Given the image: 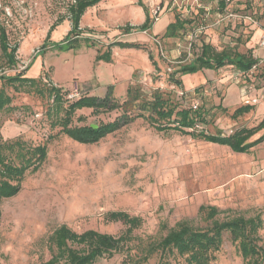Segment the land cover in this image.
Instances as JSON below:
<instances>
[{
	"label": "rangeland",
	"instance_id": "obj_1",
	"mask_svg": "<svg viewBox=\"0 0 264 264\" xmlns=\"http://www.w3.org/2000/svg\"><path fill=\"white\" fill-rule=\"evenodd\" d=\"M221 0H142L148 7L153 26L141 31L147 17L138 0H102L82 16L80 41L60 50L71 29L68 8L74 0H0V23L10 42L19 46L16 69L3 68L0 74H13L27 66L26 76L38 79L43 91H17L6 86L12 102L0 111V133L5 140L21 139L33 147L46 146L47 158L37 170H29L20 192L1 204L0 264H37L51 257L49 237L67 224L77 232L95 229L120 235L127 230L123 221H112V212H126L141 218L133 231L129 254L139 258V242L160 241L181 221L205 227L201 205L218 206L220 217L227 214L260 215L263 226L259 243L264 245V143L249 152H234L228 145L207 142L175 131L159 132L137 119L108 134L97 143L83 144L52 125L55 109L48 87L61 89L68 99L80 96L126 98L132 83L145 91L160 88L181 106L193 104L209 110L207 122L197 129L229 135L241 127L257 125L264 117V49L258 45L264 27V0H254L252 9L243 0H232L225 10L257 13L255 22L242 19L220 20ZM249 9V10H248ZM176 15L192 20L176 38L164 33ZM63 18L50 34L47 50L39 52L50 27ZM219 50L226 45L239 52L252 50L263 63L254 74L255 88L249 96L257 103H246L243 77L235 68H204L183 76L184 87L169 77L179 62L186 61L203 41ZM149 52L159 69H155ZM185 53V54H184ZM188 56V55H187ZM192 57H189V60ZM239 81V82H238ZM67 104V102H65ZM254 104L248 113L232 117L238 107ZM55 110V111H54ZM82 108L87 123L113 120L119 112L91 115ZM162 224L165 227H162ZM127 252L101 258L94 264H128ZM173 264H188L169 254ZM154 254L141 264H158ZM208 264H243V258L229 234Z\"/></svg>",
	"mask_w": 264,
	"mask_h": 264
},
{
	"label": "trees",
	"instance_id": "obj_2",
	"mask_svg": "<svg viewBox=\"0 0 264 264\" xmlns=\"http://www.w3.org/2000/svg\"><path fill=\"white\" fill-rule=\"evenodd\" d=\"M102 0H74L69 5L68 18L71 21V29L66 39L57 44L58 49L68 50L80 44V41L93 43L91 38L82 36L80 26L82 16L90 7L97 5ZM246 8L252 9L254 0H243ZM227 0H221V11L225 10ZM138 4L147 12L141 31H148L153 26V20L148 12V7L138 0ZM248 9V10H249ZM241 14V11H234ZM257 13L249 14L258 19ZM59 18L49 29L47 37L39 52L47 50L50 42V34L57 24L62 21ZM244 20V19H242ZM192 20L176 15L170 22L164 33L165 37L176 38L181 31H186L192 24ZM264 28V27H263ZM19 46L10 42L6 27L0 23V49L4 59L3 68L16 69L19 63L17 51ZM185 54V53H184ZM178 66L170 73L172 83L180 88L184 87L183 80L177 76L196 72L204 68L219 69L225 65L235 68L240 77L245 78L244 84L254 85L253 65L259 63L260 58L253 54L252 50L239 52L233 46L226 45L218 49L215 45L205 40L194 51V57L182 56ZM149 58L155 67L159 69L154 55L149 52ZM28 66L13 74H0V111L5 110L12 102V96L6 92L5 87H13L17 91H43L40 81L26 76ZM42 88V89H41ZM48 96L53 98L50 109H55L56 118L52 125L61 127V132L75 141L83 144L99 142L105 136L129 125L137 119L147 121L150 126L159 132L175 131L181 134H189L194 138H200L207 142L228 145L234 152L244 153L261 143H264V117L257 125L241 127L229 135L222 131L210 133L205 129H197L199 125L208 123L209 110L203 106H181L170 97H165V92L160 88L151 92L145 91L138 83L130 84L126 98L121 102L117 98L109 96L98 98L93 96H80L76 99H68L64 92L55 86L48 87ZM67 102V104H65ZM254 104H245L235 109L232 117L248 113ZM82 108H90L91 115L98 118L102 114L119 112L113 120H96L87 123L86 115H77ZM47 147H33L21 139L5 140L0 133V216L1 204L5 199L17 195L22 187V180L29 170H37L47 158ZM199 212L202 219L207 222L205 227L193 225L189 221H181L158 242L142 244L139 248L142 255L133 258L130 255V243L134 240L133 231L141 223V218L122 212H112L108 219L123 221L128 224L126 231L120 235L101 232L95 229H87L77 232L67 224L55 228L49 237L51 257L47 261L37 264H94L101 258H111L119 253L127 252L128 264H141L149 260L154 254H160L158 264H173L169 260V254L184 258L188 264H208L214 259V253L221 249L224 242V234L230 236L232 242L243 258V264H264V245L260 244L259 231L263 226L261 216H245L243 214H227L221 218V210L214 205H201ZM164 228L165 225L162 224Z\"/></svg>",
	"mask_w": 264,
	"mask_h": 264
},
{
	"label": "built area",
	"instance_id": "obj_3",
	"mask_svg": "<svg viewBox=\"0 0 264 264\" xmlns=\"http://www.w3.org/2000/svg\"><path fill=\"white\" fill-rule=\"evenodd\" d=\"M227 1L229 2V1H232V0H227ZM226 18H229V19H246V20H250V22H255L253 20L252 16L249 15V14H241V13L234 12V11H229V10H225L224 16L222 18H220V20H218V22H220L221 20H224ZM258 45H259L260 48L264 49V28H262V32H261V35H260V38H259V41H258ZM194 51L195 50H193V52H192V42H191L189 44L188 50H187L188 58L189 57H192V58L194 57ZM262 63H263V59L260 58L259 63L253 65L252 71L253 72L256 71L258 66L260 64H262ZM254 88H255L254 85H250V84H244L243 85L242 90H243L244 95H245L244 98L246 97V103H257L259 101L257 97H255L253 95L249 96L250 90H252ZM193 106L196 107L197 104H193Z\"/></svg>",
	"mask_w": 264,
	"mask_h": 264
},
{
	"label": "crops",
	"instance_id": "obj_4",
	"mask_svg": "<svg viewBox=\"0 0 264 264\" xmlns=\"http://www.w3.org/2000/svg\"><path fill=\"white\" fill-rule=\"evenodd\" d=\"M261 35V34H260ZM260 37V36H259Z\"/></svg>",
	"mask_w": 264,
	"mask_h": 264
}]
</instances>
